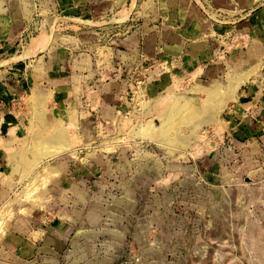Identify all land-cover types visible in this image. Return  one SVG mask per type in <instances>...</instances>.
<instances>
[{
	"label": "rangeland",
	"instance_id": "obj_1",
	"mask_svg": "<svg viewBox=\"0 0 264 264\" xmlns=\"http://www.w3.org/2000/svg\"><path fill=\"white\" fill-rule=\"evenodd\" d=\"M159 2L0 1L14 22L0 33V111L21 116L5 139L15 146L0 153V264H264V112L240 131L245 121L227 112L230 99L193 133L183 127V145L142 134L175 97L193 106L200 84L250 65L236 55L224 61L238 43L204 69H182L161 51L137 61L138 36L165 25ZM52 61L65 68L64 102L47 83ZM22 76L29 85L21 88ZM34 91L47 96L41 123ZM59 124L68 147L30 167L25 144ZM11 152L21 159L10 175Z\"/></svg>",
	"mask_w": 264,
	"mask_h": 264
},
{
	"label": "crops",
	"instance_id": "obj_2",
	"mask_svg": "<svg viewBox=\"0 0 264 264\" xmlns=\"http://www.w3.org/2000/svg\"><path fill=\"white\" fill-rule=\"evenodd\" d=\"M159 7L164 27H159L146 37L138 36L141 41L138 42L136 55L132 54L133 58L140 61L161 51L182 59V69H204L220 56L221 47L229 51L238 43V50H234L230 57V54L223 53L224 61H231V57L236 55L233 58L240 65L245 61L249 64L255 62L263 68L256 81L242 83L227 110L228 113L233 112V116L240 119L239 122L245 121L240 131H251L247 120H251L252 114L264 112V0H160ZM0 14L3 15L0 16V33L8 32L7 21L13 20L3 12ZM132 44H126L130 52H134ZM54 61L44 68L48 75L47 83L51 87V96L61 95L60 99L64 102L69 94L68 82L60 72L65 68L57 66ZM17 82H20L21 88L29 85L23 76ZM20 119L21 116L10 107L0 111V133L7 136H0L1 155L15 146L14 142L6 144L5 139L12 141L16 136Z\"/></svg>",
	"mask_w": 264,
	"mask_h": 264
},
{
	"label": "bare ground",
	"instance_id": "obj_3",
	"mask_svg": "<svg viewBox=\"0 0 264 264\" xmlns=\"http://www.w3.org/2000/svg\"><path fill=\"white\" fill-rule=\"evenodd\" d=\"M39 48H41V47H39ZM259 68H260L259 63L254 62L244 69H241L239 71L235 70L234 72L228 74V77L224 83H214L211 85L200 84L197 87L198 88L197 91L203 92L204 95L202 94L203 97H201L200 99H197L196 103L193 106L191 104V101L187 98H183L181 100H180L181 96H178V98L175 97L176 99L172 98L174 100L172 101V103L170 101L171 107L168 109V111H166V108H168V107H166V108H164L165 111L160 110L159 112H161V113L158 112L159 113L158 114L159 125L153 126L151 122H149V121H148L149 123L147 122V120H149V119H147L146 122L144 121V123H148V124L145 127L143 126L144 128L142 130H145V131L142 134L144 135V137L148 136L152 141H155L156 143H158L160 145L165 144V142L172 143V144L173 143L178 144V142H180V144L182 143V145L185 144L186 140H188L187 138L189 137L190 133H193L194 131H196V129L200 125L204 124L205 122L212 120V119H216L218 113L222 110V108H224V106H226V102H228L227 100L235 98L237 89H239L240 85L244 81H248V80L253 81L258 76ZM231 71L229 70L227 72H231ZM172 92H174V91H172ZM46 97L47 96L45 94H41V93H38L36 91L32 92V95H30V99H31L32 104H33V109H34L36 115L40 119H42V120H39L40 123H41V121L43 122L44 117L47 116V115L44 116V114H45L44 112L46 111V106H45V98ZM168 100H170V99H168ZM211 102H213V103H211ZM163 104H165V103H163ZM215 104H216V106H214ZM161 106H163V105H161ZM186 108H188V111L186 110ZM196 108L199 109V112H196L197 114H193V112L196 110ZM185 110L187 112H185ZM73 111H74L73 109L69 110V119H72L73 116H75V114H73ZM54 116L55 115H53V117ZM61 119L62 118L60 116L55 117L56 121L57 120L60 121ZM73 121H74V119H73ZM150 121H152V120H150ZM144 123L141 125H144ZM183 127L186 128V130H187V128H189V131H188L189 134H184L186 132L184 131L185 129ZM66 134L67 133L65 132L64 127H62L61 125L60 126L56 125V127H54V129L52 131L43 132V134L39 135L38 137L35 135L36 138L31 139L30 143L27 142L28 143L27 145L25 144L26 147H24L25 148L24 150H25V153L27 154V157H24V160L28 158L27 160H29V162H28L29 165L31 164L33 166V164H35L37 162L38 158H40L41 156L43 157L44 154L49 155V154L53 153V151H55V150L58 151V149L60 150L63 148H67L69 145L68 144L69 141H67ZM32 143L33 144H42V146L40 145L41 147H39L37 145L39 148L36 150V148L34 149L33 145H30ZM22 145L23 144H21V146ZM19 158L21 159V156L15 157L14 154L12 155V152H11L9 155V158H8V162H7V169L12 171L14 169V167L17 165L18 160H20ZM22 162H23V160H22ZM22 165L26 166L27 164L24 163ZM31 165H30V167H31ZM18 166H19V164H18ZM27 167H29V166H27ZM18 168H17V170H18ZM23 171L25 172V169ZM46 171H48V170H46ZM13 172H15V171L13 170L12 173H10V175L13 174ZM16 172H19V171H16ZM16 172H15V174H17ZM40 172H41V170L38 169V172L36 173V175L40 174ZM20 173H21V171H20ZM15 174H14V176H15ZM7 177H6V179H7ZM16 177L18 178L20 176L17 175ZM20 179H22V177ZM27 182L29 183V180ZM38 182H40V180ZM31 185H32V182H31Z\"/></svg>",
	"mask_w": 264,
	"mask_h": 264
}]
</instances>
